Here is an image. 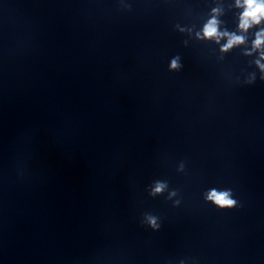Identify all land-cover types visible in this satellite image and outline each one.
I'll use <instances>...</instances> for the list:
<instances>
[{"label": "clouds", "instance_id": "9594fccd", "mask_svg": "<svg viewBox=\"0 0 264 264\" xmlns=\"http://www.w3.org/2000/svg\"><path fill=\"white\" fill-rule=\"evenodd\" d=\"M235 7L241 9L239 14L238 28L241 33H247V31L254 26L261 25L264 22V0H235ZM222 14L220 8H214L212 14L207 23L203 26L200 33H197L198 38L215 40L217 43L221 39H226V43L222 46L221 51L226 52L232 49L234 46L245 43V35H238L235 32L220 31V20L218 17ZM183 30V29H181ZM259 52V59L256 60L257 66L261 72L264 73V28H261L255 35V39L252 42V50L247 52V55H251L252 52ZM179 57L173 58L170 62V69L177 70L180 67ZM264 79V76L261 77ZM254 77L249 79L248 83H252ZM183 170V165L181 169ZM167 187L166 183L157 181L155 187L152 189V195L159 194ZM170 195H176L175 191ZM207 199L214 203L219 208H232L236 205V200L232 199L230 191H218L212 189L207 195ZM148 223L154 229H158L160 225L157 223L155 217H148Z\"/></svg>", "mask_w": 264, "mask_h": 264}]
</instances>
